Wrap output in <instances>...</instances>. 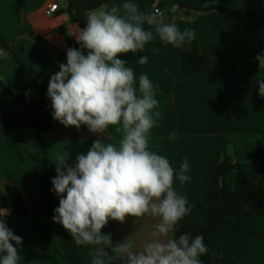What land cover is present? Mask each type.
<instances>
[{"label":"crops","instance_id":"1","mask_svg":"<svg viewBox=\"0 0 264 264\" xmlns=\"http://www.w3.org/2000/svg\"><path fill=\"white\" fill-rule=\"evenodd\" d=\"M98 1L77 0V3L86 6L96 5ZM201 1L107 0L103 4L110 8L113 4L132 2L143 12L159 9L165 13L166 22L176 23L181 31L194 29L200 52L208 59L202 71L188 78L180 62L189 42L176 48L164 45L158 37L146 44L143 52L118 57L134 68L137 78L141 73L147 74L157 89L155 98L161 115L150 132V150L165 156L176 170L185 158L189 163L186 173L189 180L181 186L174 179V188L187 197L191 208L176 228L203 223L207 212L218 204L206 188L213 180L219 161V136L226 140L232 163L257 166L264 160V116L253 106L252 99L255 66L259 68L255 58L264 56V47H261L264 46V0L247 3L212 0L215 5L238 12L237 16L222 11L187 15L180 7L182 4L195 6ZM52 4H57L58 10L48 16L45 11ZM64 10L63 0H0V34L8 41V50L0 58V83L17 96L32 101L42 97L46 104H51L48 84L51 75L60 70L59 65L66 63L67 53L65 39L56 30L64 28L75 39L78 26ZM142 55L148 57L145 65L137 62ZM41 89L45 91L40 93ZM0 104L15 115H31L26 105L11 99L1 86ZM52 111V108L48 110L51 127L42 133L48 152L41 157V164L56 175L60 157L74 166L76 157L86 154L95 140L117 143L122 135L116 126H110L103 134L90 132L86 125L79 129L65 127L52 118ZM8 130L0 116V212L7 210L8 215L4 217L7 226L22 237L19 264H27L30 251L39 242L58 240L61 231L47 217L32 216V209L51 191L52 182L31 159L30 154L35 152L33 146L28 154L22 151L20 159L7 145ZM173 132L175 138H170ZM234 177L232 173L226 179L228 191H233ZM7 185L20 191L26 204L23 214H12L4 191ZM59 199L58 196L51 203L53 215ZM157 222L158 218L149 216L139 219L128 216L123 223L109 220L102 232L111 236L113 245L126 242L133 251H141L151 239L152 225ZM204 244L207 252L219 250L223 255L234 257L237 264H264V219L252 217L237 231L223 223L208 235ZM97 247L83 244L84 264H93ZM107 251L105 264H121L118 253ZM34 264L75 263L44 249L37 254Z\"/></svg>","mask_w":264,"mask_h":264},{"label":"clouds","instance_id":"2","mask_svg":"<svg viewBox=\"0 0 264 264\" xmlns=\"http://www.w3.org/2000/svg\"><path fill=\"white\" fill-rule=\"evenodd\" d=\"M84 16L86 26H77L74 33L80 49H67L66 63L59 65L48 84L52 118L65 127L86 125L92 133L103 134L116 126L122 135L117 143L95 140L86 154L76 157L74 166L60 157L52 179L60 197L53 221L77 245L98 246L93 264H105L108 249L120 255L121 264H202L200 257L207 251L202 235H172L191 211L187 197L174 188V179L181 186L189 180V163L185 158L176 170L165 156L150 150V132L161 115L157 89L147 74L137 78L134 68L118 58L143 52L157 37L166 46L180 48L195 38V31H181L176 23L166 22L159 9L143 12L132 2L110 8L102 4L87 9ZM255 59L260 68L256 83L264 97V56ZM137 62L145 65L148 57L142 55ZM170 138H175L174 132ZM6 215L3 209L0 264H19L23 240L7 226ZM128 216L158 218L141 251H133L126 242L113 245L111 236L102 232L109 220L123 223Z\"/></svg>","mask_w":264,"mask_h":264},{"label":"trees","instance_id":"3","mask_svg":"<svg viewBox=\"0 0 264 264\" xmlns=\"http://www.w3.org/2000/svg\"><path fill=\"white\" fill-rule=\"evenodd\" d=\"M243 3L252 2L254 0H239ZM65 5V12L68 14L70 20L78 25L79 28L86 26V18L84 13L87 9H94L102 4H105L107 0H99L96 5L80 6L77 0H63ZM186 10V14L197 13H209L212 11L227 12L232 15H238L239 13L228 9L224 6L215 5L212 0H202L198 5L188 6L180 5ZM57 33L62 35L65 39L67 49L72 47L80 49V45L77 41L69 35L64 28H58ZM261 44V43H260ZM0 47L4 50H8V41L0 34ZM263 48L264 46L261 45ZM208 59L200 52L198 42L194 38L189 42L187 48L181 55V69L183 73L188 77H193L198 72L202 71L207 65ZM260 78V70L258 66H255V78L253 82V106L257 108L264 116V97L259 95V85L256 83ZM0 86L8 94V96L18 103H22L28 107L31 115L26 116V123L33 130L34 136L31 141L32 146L35 149L33 154H30L31 159L36 162L39 168L44 171L50 181L56 177L52 171L42 166L41 157L48 152L47 146L42 139V133L47 131L51 127V117L48 110L51 109V104H46L44 99L40 97L38 100H26L14 94L5 85L0 83ZM45 90L41 89L40 93ZM164 91V90H161ZM40 113V116L35 114ZM0 116L8 127V133L6 135V143L9 147L13 148L20 159H22V146L20 143H16L10 137L11 121L15 117V114L7 111L0 104ZM219 142V161L211 184L206 188L210 195L218 201L215 208L210 209L207 212V219L201 224L197 225H180L176 228L174 236L178 237L182 232H189L193 236L200 234L204 237V241L208 235L218 229L223 223L233 230L237 231L241 229L243 223L252 217H260L264 219V160L257 166L244 165L232 163L227 151L226 140L223 136L218 137ZM25 152V151H24ZM28 154V152H25ZM234 173L233 191H228L226 188V179ZM4 191L8 196L11 205V211L13 215H20L26 211V204L21 197L20 191L10 185L4 187ZM58 196L53 191V184L51 191L37 203L36 207L32 209V216H45L52 223H54L61 231V237L58 240L39 242L29 253L28 263L34 264V260L37 254L44 250L50 249L56 253L62 260L73 262L75 264H84L81 260V250L83 245H77L75 240L71 237L70 233L63 228L59 223L53 221V213L51 211V203ZM202 264H237L234 257L229 255H223L219 250L213 252H207L200 257Z\"/></svg>","mask_w":264,"mask_h":264},{"label":"rangeland","instance_id":"4","mask_svg":"<svg viewBox=\"0 0 264 264\" xmlns=\"http://www.w3.org/2000/svg\"><path fill=\"white\" fill-rule=\"evenodd\" d=\"M16 115L24 116L19 114ZM10 131V137L13 141L20 143L22 149H24L25 152L31 151V141L33 139L34 133L26 122H18L15 120V118H12Z\"/></svg>","mask_w":264,"mask_h":264},{"label":"built area","instance_id":"5","mask_svg":"<svg viewBox=\"0 0 264 264\" xmlns=\"http://www.w3.org/2000/svg\"><path fill=\"white\" fill-rule=\"evenodd\" d=\"M58 10V7H57V4H52L50 5L45 13L48 15V16H52L53 14L56 13V11ZM155 10V9H154ZM5 54V50L3 48L0 47V58Z\"/></svg>","mask_w":264,"mask_h":264},{"label":"water","instance_id":"6","mask_svg":"<svg viewBox=\"0 0 264 264\" xmlns=\"http://www.w3.org/2000/svg\"><path fill=\"white\" fill-rule=\"evenodd\" d=\"M14 118L18 122H26V117H24V116H18V115H16Z\"/></svg>","mask_w":264,"mask_h":264}]
</instances>
